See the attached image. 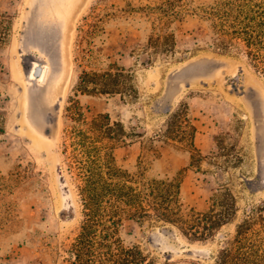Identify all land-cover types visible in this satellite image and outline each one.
<instances>
[{
    "label": "rangeland",
    "instance_id": "rangeland-1",
    "mask_svg": "<svg viewBox=\"0 0 264 264\" xmlns=\"http://www.w3.org/2000/svg\"><path fill=\"white\" fill-rule=\"evenodd\" d=\"M33 1L0 0V264H64L80 229L82 205L66 170L63 129L78 82L81 30L97 13L103 30L93 34V50L104 66L116 62L132 73L137 95L124 102L119 95L74 98L87 117L108 113L130 134L114 149L116 164L145 178L179 176L181 200L195 212L221 210L226 189L235 199L231 219L205 239H191L163 221L123 220L122 244L137 246L152 264H214L237 223L253 217L255 227L264 225V74L250 65L242 46L209 48L204 23L181 8L170 24L172 51L148 48L152 21L119 9L167 0H68L54 29L39 35L27 18L35 12ZM27 36L37 41L35 48H23ZM145 50L149 64L142 63ZM35 63L46 64L44 80L56 72L51 105L39 114L31 113L26 95V83L36 86L38 75H30ZM181 103L196 127L194 158L157 138ZM30 113L39 145L28 129Z\"/></svg>",
    "mask_w": 264,
    "mask_h": 264
},
{
    "label": "trees",
    "instance_id": "trees-1",
    "mask_svg": "<svg viewBox=\"0 0 264 264\" xmlns=\"http://www.w3.org/2000/svg\"><path fill=\"white\" fill-rule=\"evenodd\" d=\"M181 8L190 10L205 26V44L226 52L243 47L250 65L264 74V0H167L157 5L119 9L121 14L143 16L152 21L146 45L156 50L172 51L174 33L170 24L181 15ZM113 11V15H116ZM87 22L79 38L78 82L65 107L66 124L62 152L66 170L82 205L83 220L70 243L64 264H152L137 246H124L118 236L123 220L163 221L176 225L191 239H205L227 223L235 212V199L229 190L222 193L221 210L205 212L187 209L181 200L180 178L131 174L116 164L114 149L125 144L130 134L122 122L108 113L87 117L78 99L79 94L135 97L137 89L129 70L109 62L104 66L92 47V36L100 27L98 13ZM143 64L151 62V53H143ZM196 127L187 103L169 113L163 132L157 138L190 152L195 157ZM137 134V133H136ZM141 135V134H137ZM176 142H185L181 147ZM65 182L66 178L62 175ZM215 201L214 204H216ZM256 218L247 217L237 223L233 238L219 249L214 264H264V225L255 227Z\"/></svg>",
    "mask_w": 264,
    "mask_h": 264
},
{
    "label": "bare ground",
    "instance_id": "bare-ground-1",
    "mask_svg": "<svg viewBox=\"0 0 264 264\" xmlns=\"http://www.w3.org/2000/svg\"><path fill=\"white\" fill-rule=\"evenodd\" d=\"M68 0H34L33 5L35 7V12L32 13V17L30 23L33 24L34 29L36 28V32L39 35L50 32L51 29H54L57 21L63 18V13L65 11V5ZM29 24V22H28ZM26 29V28H25ZM27 31V30H26ZM25 33V32H24ZM30 36L26 37V40L23 43V48H35L37 46V41L29 39ZM26 43V45H25ZM39 66L35 63L32 67L30 75L33 76L35 73V68ZM46 64H42L40 66V72L38 76L35 77L36 86L31 87L26 83V95H27V103L29 105L31 113L39 114V109L46 108L50 99L53 97V88L56 83V72L49 70L50 74L44 80L47 68ZM39 108V109H38ZM39 110V111H38ZM41 112V111H40ZM30 113L29 121L31 126H28L29 132L33 135L34 144H40L39 138L36 136V133L33 132L34 128L38 123L34 122L32 119V115ZM42 114V113H41ZM36 129V128H35ZM35 131V130H34Z\"/></svg>",
    "mask_w": 264,
    "mask_h": 264
},
{
    "label": "water",
    "instance_id": "water-1",
    "mask_svg": "<svg viewBox=\"0 0 264 264\" xmlns=\"http://www.w3.org/2000/svg\"><path fill=\"white\" fill-rule=\"evenodd\" d=\"M58 31V30H57ZM57 33V32H56ZM53 56H54V59H56V61H57V59H58V50H56L55 48H54V50H53ZM39 69H40V67H36V71H35V75H38V72H39ZM167 110H169V107H167L166 108V111ZM45 133H49V130H45ZM61 181H63V179H61Z\"/></svg>",
    "mask_w": 264,
    "mask_h": 264
}]
</instances>
